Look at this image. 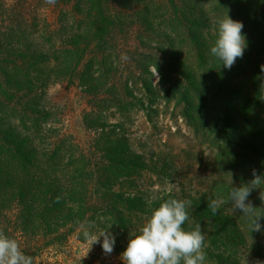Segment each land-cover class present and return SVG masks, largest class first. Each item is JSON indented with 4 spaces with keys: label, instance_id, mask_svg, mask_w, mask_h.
<instances>
[{
    "label": "trees",
    "instance_id": "obj_1",
    "mask_svg": "<svg viewBox=\"0 0 264 264\" xmlns=\"http://www.w3.org/2000/svg\"><path fill=\"white\" fill-rule=\"evenodd\" d=\"M196 1L194 10L191 6L184 9V2L175 5L182 13L172 16L165 27L171 47L166 52L156 49L145 53L142 70L140 65L129 70V61L122 59V40L130 36L131 22L111 14L110 2L87 0L82 45L72 42L74 66L68 85L82 91L89 108L83 127L95 134L90 143L94 153L82 151L78 158L72 154L74 163L67 174L51 180L12 177L9 171L18 172L24 160L31 158L29 151L25 153L27 141H18L5 152L8 145L4 147L0 137V230L17 239L34 264H63L49 259L50 250L54 255L61 254L74 236L85 242L84 229L79 227L84 221L95 224L91 231L96 235L109 231L115 237L114 247H122L120 251L124 252L130 233L139 232L153 210L170 198L191 201L190 219L183 227L201 225L206 234L204 264H243L245 253H257L259 234L251 231L243 212L234 208L229 192L254 179V170L264 177L263 120L257 113L260 102L258 96L247 92L243 57L228 69L211 55L210 48L217 38L218 21L227 15L257 33L264 22V0H215L214 8L210 0ZM186 3L188 7L190 3ZM5 14L0 3V53L6 49L9 52L7 58L0 57V100L11 95V83L16 86L13 78L17 66L11 52L19 47L9 36ZM177 22L183 24L182 32L188 28L186 42L176 34ZM152 69L160 77L156 87ZM137 81L142 82L139 90L132 87ZM139 112L154 129L160 118H169L176 128L182 121L198 138L208 139L213 166L206 193L154 198L139 191L135 176L147 171L130 168L135 151L125 127L109 122L110 118L128 120L130 114ZM2 124L0 117V131ZM13 129H19L16 123ZM58 158L56 170L63 162ZM258 188L248 200L263 226L264 201L259 197L264 182ZM210 199L223 201L215 215L208 207Z\"/></svg>",
    "mask_w": 264,
    "mask_h": 264
},
{
    "label": "rangeland",
    "instance_id": "obj_2",
    "mask_svg": "<svg viewBox=\"0 0 264 264\" xmlns=\"http://www.w3.org/2000/svg\"><path fill=\"white\" fill-rule=\"evenodd\" d=\"M104 1L110 2L111 14L120 15L131 22L130 36L122 40L125 50L123 56L127 57L124 60L131 63L126 62L129 70L131 66L137 65L142 70V64L146 62L143 57L145 53L156 49L166 52L171 47L167 41L170 34L165 27L173 17L182 13L175 5L179 7L184 2V9L191 6L193 10L198 5L196 0ZM186 2L190 3L188 7ZM210 2L214 8L215 0ZM0 3L4 4L6 11L5 23L9 36L19 44L11 52V60L17 66L13 78L16 86L11 83V95L0 100L3 123L0 137L4 147L8 145L5 152L10 150V145L27 141L25 153L29 151L31 157L24 160L18 172L10 170L9 173L12 177L23 179L28 176L36 177V180H51L70 171L74 163L72 154L78 158L82 151L86 154L94 153L90 150L93 148L90 143L95 134L83 127L85 112L89 108L81 95L82 91L69 88L68 85L74 66L72 42H79V47L82 45L87 0H56L55 4H48L45 0H1ZM175 24L179 31L176 34H181L186 42L188 28L182 32L180 29L183 24ZM212 34L216 36L214 32ZM242 35L246 39L242 73L246 77L248 94L259 98L257 113L262 117L261 131H264V22L260 24L257 33L244 26ZM188 46L184 45L186 48ZM2 53L0 57L4 55L7 58L9 55L8 49ZM150 72L156 87L160 77L153 69ZM132 87L139 90L142 82L137 81ZM110 119L111 124L124 125L129 143L135 151L130 159V168L147 171L134 177L139 191L154 198L190 197L207 192L211 186L209 179L213 166L210 159L213 150L207 143L208 139L202 136L198 138V134L186 128L182 121H178L176 128L169 118H160L155 125L158 129H154V125L147 124L145 114L141 112L130 114L128 120ZM15 123L18 130L13 129ZM58 157H62L63 162L62 167L56 170L54 166ZM257 233V253H245L243 264H246V260L247 264L264 261V225ZM102 243L103 238L92 245L89 241L79 242L74 236L71 245L61 254L54 255L50 250L49 259L55 258L63 264L124 263L121 258L123 252L120 251L122 247H116L119 250L114 247L111 254H105Z\"/></svg>",
    "mask_w": 264,
    "mask_h": 264
},
{
    "label": "clouds",
    "instance_id": "obj_3",
    "mask_svg": "<svg viewBox=\"0 0 264 264\" xmlns=\"http://www.w3.org/2000/svg\"><path fill=\"white\" fill-rule=\"evenodd\" d=\"M48 4H55L56 0H45ZM244 25L234 21L228 15L218 21V34L214 45L210 48L213 57L218 58L224 67L231 69L237 58H242L246 48V39L242 35ZM122 59H127L122 56ZM264 70V66H262ZM251 181L240 186L232 187L229 199L234 208L243 212L250 221L251 231L259 232L261 224L260 216L256 214V208L248 200L251 192L259 189L264 182V177L253 171ZM264 201V190L260 197ZM222 200L210 199L208 207L215 215L218 212ZM190 200H178L170 198L163 201L154 209L150 218L140 228L139 232L130 233L126 250L122 253L124 264H204L206 254V234L202 232L201 225L195 224L194 228L183 227L189 221L188 208ZM83 228V237L93 244L103 238L102 248L105 254H111L114 250L115 237L109 231H101L96 235L91 231L94 223L87 221L79 223ZM0 264H34L33 258L26 255L20 247L17 239L11 238L0 230ZM247 264V260H246ZM256 264H264V261H256Z\"/></svg>",
    "mask_w": 264,
    "mask_h": 264
}]
</instances>
